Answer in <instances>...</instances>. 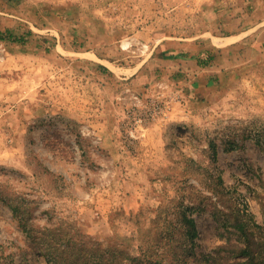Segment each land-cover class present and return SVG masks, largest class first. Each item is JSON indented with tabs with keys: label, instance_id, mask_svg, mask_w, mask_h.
Segmentation results:
<instances>
[{
	"label": "rangeland",
	"instance_id": "374dc122",
	"mask_svg": "<svg viewBox=\"0 0 264 264\" xmlns=\"http://www.w3.org/2000/svg\"><path fill=\"white\" fill-rule=\"evenodd\" d=\"M224 1L27 0L37 27L0 48V264H264V24L214 39ZM166 54L224 77L165 81Z\"/></svg>",
	"mask_w": 264,
	"mask_h": 264
},
{
	"label": "crops",
	"instance_id": "0c3cea01",
	"mask_svg": "<svg viewBox=\"0 0 264 264\" xmlns=\"http://www.w3.org/2000/svg\"><path fill=\"white\" fill-rule=\"evenodd\" d=\"M262 3H264L263 0H226L224 3L213 6L212 9H207V13L215 17V22L210 28L215 29L216 33L220 32L222 36L212 35V37L222 42L233 38H238V40H232L233 43L244 41L248 33L263 27L262 17L252 20L249 18L251 10H254V14L257 15L256 8ZM37 23H39V15L36 5L29 4L27 0H0V48L10 40L11 36L15 37V35H22L26 30L30 31V28L37 27ZM233 31L238 32L233 34ZM226 33L231 34L227 36ZM170 55L166 54L164 66H161L165 81L168 77H173L175 80L190 78L198 85L208 86L214 85V79L218 76L224 77L223 68H213L202 64L203 60L200 58L203 55L195 58ZM175 84L183 87L182 82H175Z\"/></svg>",
	"mask_w": 264,
	"mask_h": 264
},
{
	"label": "bare ground",
	"instance_id": "6f19581e",
	"mask_svg": "<svg viewBox=\"0 0 264 264\" xmlns=\"http://www.w3.org/2000/svg\"><path fill=\"white\" fill-rule=\"evenodd\" d=\"M180 135V136H179ZM178 135L179 138H187L189 136V132L185 131L183 133H180ZM178 138V139H179ZM240 155H235L234 157H232L233 159H238ZM248 156L251 157V158H254V159H261V156L258 155L257 153L255 152H249L248 153ZM201 237L202 238H206L209 234H210V231H209V225H205L202 230H201Z\"/></svg>",
	"mask_w": 264,
	"mask_h": 264
},
{
	"label": "trees",
	"instance_id": "16d2710c",
	"mask_svg": "<svg viewBox=\"0 0 264 264\" xmlns=\"http://www.w3.org/2000/svg\"><path fill=\"white\" fill-rule=\"evenodd\" d=\"M14 37L13 36H11L10 37V40H12ZM15 40L17 39V38H14ZM195 222V220H188V223H190V224H192V223H194ZM194 233V236H198L199 235V233H197L196 231L195 232H193ZM141 264V263H140Z\"/></svg>",
	"mask_w": 264,
	"mask_h": 264
}]
</instances>
